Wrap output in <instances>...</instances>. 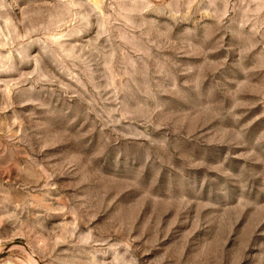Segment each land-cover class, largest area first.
I'll list each match as a JSON object with an SVG mask.
<instances>
[{
    "label": "rangeland",
    "instance_id": "1",
    "mask_svg": "<svg viewBox=\"0 0 264 264\" xmlns=\"http://www.w3.org/2000/svg\"><path fill=\"white\" fill-rule=\"evenodd\" d=\"M0 264H264V0H0Z\"/></svg>",
    "mask_w": 264,
    "mask_h": 264
}]
</instances>
